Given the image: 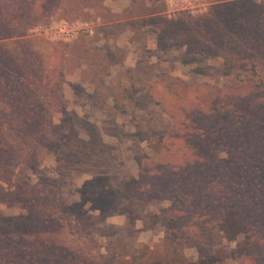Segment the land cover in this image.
<instances>
[{"label":"rangeland","instance_id":"obj_1","mask_svg":"<svg viewBox=\"0 0 264 264\" xmlns=\"http://www.w3.org/2000/svg\"><path fill=\"white\" fill-rule=\"evenodd\" d=\"M231 1L38 0L32 21L5 31L0 264H253L248 255L262 254L251 235L230 241L221 227L176 221L174 197L146 188L187 161L198 145L190 125L236 132L251 114L264 125V47L240 26L232 50L219 43L225 29L207 31ZM257 24L264 43L263 16Z\"/></svg>","mask_w":264,"mask_h":264},{"label":"trees","instance_id":"obj_2","mask_svg":"<svg viewBox=\"0 0 264 264\" xmlns=\"http://www.w3.org/2000/svg\"><path fill=\"white\" fill-rule=\"evenodd\" d=\"M37 1L0 0L2 40L9 42L14 37L5 31L12 30L13 24L17 22L25 23L30 18L27 13L29 5L34 8ZM256 3L258 2L254 0H234L216 8L207 31L216 30L221 39L225 29L227 32H223L224 37L219 43L222 46H231L232 50L241 46L234 31L240 26L241 30L246 31L244 37L250 35V41L264 47L261 41L254 42L257 40L254 31L258 26L256 21L264 17V0L262 4ZM217 11L226 21L220 18ZM32 19L31 17L30 21ZM262 26L259 25V28ZM25 47L24 44L22 47L18 46L20 57L25 54L22 53ZM228 54L235 56L234 53ZM2 65L3 62L0 63V68ZM250 111L259 113L256 108H251ZM250 118L247 128L244 124L237 123L236 132L228 130L226 123L209 133L205 129L190 125L189 137L198 142V145H188L190 154L187 161L183 165L174 164L168 174L165 171H156L154 182L147 183L146 188L174 197L171 214L176 221L189 218V224L195 227L203 222L204 233L210 231V226L221 227L230 241L242 235H251L255 238L253 247L264 250V125L258 127L252 114ZM224 150L230 154L228 162L220 159V152ZM216 184H219L218 188H215ZM185 226H182L184 230ZM248 256L252 258L253 264H264V251L258 255L260 260L252 254Z\"/></svg>","mask_w":264,"mask_h":264},{"label":"built area","instance_id":"obj_3","mask_svg":"<svg viewBox=\"0 0 264 264\" xmlns=\"http://www.w3.org/2000/svg\"><path fill=\"white\" fill-rule=\"evenodd\" d=\"M198 0H179V3L181 5V7L185 8V9H193V7H195V3ZM60 32H62L63 35H71L74 32V29L72 28V26H64L61 27ZM76 32H74L75 34Z\"/></svg>","mask_w":264,"mask_h":264}]
</instances>
